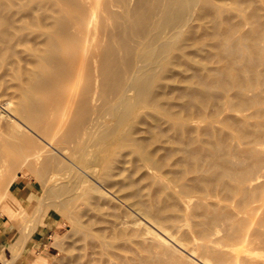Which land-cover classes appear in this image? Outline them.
<instances>
[{"label":"bare ground","instance_id":"bare-ground-1","mask_svg":"<svg viewBox=\"0 0 264 264\" xmlns=\"http://www.w3.org/2000/svg\"><path fill=\"white\" fill-rule=\"evenodd\" d=\"M175 46L161 98L182 103L158 122L172 160H134L126 203L97 165L52 170L76 209L56 264H264V0H0V160L40 177L107 117L116 131ZM16 177L0 166L4 194Z\"/></svg>","mask_w":264,"mask_h":264},{"label":"rangeland","instance_id":"rangeland-1","mask_svg":"<svg viewBox=\"0 0 264 264\" xmlns=\"http://www.w3.org/2000/svg\"><path fill=\"white\" fill-rule=\"evenodd\" d=\"M199 10L198 7L195 8V17L199 15ZM186 40L185 34L183 42ZM179 54V46L170 49L168 71L147 95L150 99L139 100V97L132 93L133 114L128 116L116 131L115 120L107 117L104 133L97 136L86 150L66 145L67 149L65 148L64 155L60 157L62 160H59L61 163L51 169L47 167L40 177L32 174L33 170L41 168L40 164L28 168L33 169L30 173L25 165L21 166L15 160H0L2 168L7 169L12 176H17L9 193L4 194L0 184V264H56L59 257L65 256L64 249L71 240L72 227L65 213L74 212L76 209L74 204L64 202L62 184L48 180L52 170H56L53 173H58L55 177L59 178L61 173L68 178L75 175V171L69 169L71 162L83 169L97 165L99 171H110L114 180L120 181L122 186L117 187V194L126 203L134 198L137 191L130 179L134 173V160H149L148 165L154 167H158L160 160H172V156L162 147L166 134L162 133L158 122L168 112L177 111V105L182 103L172 99L168 100L167 104L161 98L163 90H170L171 86L180 80V77L175 75L171 80L164 82L183 68L177 58ZM118 113L122 114L123 108H120ZM51 186L55 187L54 193L50 192ZM103 191L111 197L106 190ZM111 198L122 210L135 217L133 211L125 204L115 197ZM175 263L173 260L170 264Z\"/></svg>","mask_w":264,"mask_h":264}]
</instances>
